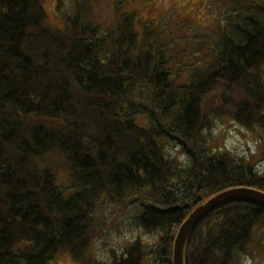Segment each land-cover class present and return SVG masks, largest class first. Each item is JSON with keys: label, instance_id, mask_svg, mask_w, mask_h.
I'll return each mask as SVG.
<instances>
[{"label": "trees", "instance_id": "obj_1", "mask_svg": "<svg viewBox=\"0 0 264 264\" xmlns=\"http://www.w3.org/2000/svg\"><path fill=\"white\" fill-rule=\"evenodd\" d=\"M216 1L212 43H195L186 66L151 20L119 11L127 0H115L112 27L79 9L60 17L50 11L60 0H0V264L62 252L148 264L140 239L110 262L84 255L105 201L137 202L135 221L157 233L156 264H173L195 206L231 187L264 191V170L209 144L215 118L264 134V0ZM263 227L264 205L226 201L193 228L183 262L236 264L262 249Z\"/></svg>", "mask_w": 264, "mask_h": 264}, {"label": "rangeland", "instance_id": "obj_2", "mask_svg": "<svg viewBox=\"0 0 264 264\" xmlns=\"http://www.w3.org/2000/svg\"><path fill=\"white\" fill-rule=\"evenodd\" d=\"M121 1V0H120ZM126 1V0H122ZM119 11H139L142 19L152 21L154 24L150 30L159 32V38L168 42L169 47L174 48L177 59L190 65L200 54L193 49L195 43L206 41L212 43L215 29L214 20L223 15V7L218 6L213 0H127ZM132 1H135L131 5ZM77 5L79 8H77ZM115 0H60L59 9H55V3L50 11L61 15L72 16L76 9L83 11L84 15L93 14L101 24L112 27L117 18V10L114 8ZM211 18V19H209ZM221 21H224L222 19ZM140 29V28H139ZM182 66V65H180ZM209 144L213 149L227 150L231 156L237 159H248L254 163L258 170H264V134L257 129H249L229 118H215L214 125L209 131ZM167 152L177 156L182 163H187L186 156L179 153V147L173 144L167 146ZM62 165H60V169ZM57 180L61 184H67L65 174H58ZM119 204L108 201L99 204L96 210L97 236L89 241L84 251L87 259L110 262L113 258L124 255L126 247L133 241L141 240L143 243L148 264H156L154 249L157 243L156 232H146L134 219L138 203L128 204L124 208ZM262 232V233H261ZM261 250L243 254L236 264H264V227L256 235ZM51 264H82L74 261L65 252L59 253Z\"/></svg>", "mask_w": 264, "mask_h": 264}, {"label": "water", "instance_id": "obj_3", "mask_svg": "<svg viewBox=\"0 0 264 264\" xmlns=\"http://www.w3.org/2000/svg\"><path fill=\"white\" fill-rule=\"evenodd\" d=\"M232 199H246L264 205V191L246 186L231 187L215 193L206 201L195 206L177 229L173 244V264H184L185 243L196 224L218 205Z\"/></svg>", "mask_w": 264, "mask_h": 264}, {"label": "bare ground", "instance_id": "obj_4", "mask_svg": "<svg viewBox=\"0 0 264 264\" xmlns=\"http://www.w3.org/2000/svg\"><path fill=\"white\" fill-rule=\"evenodd\" d=\"M207 216V215H206Z\"/></svg>", "mask_w": 264, "mask_h": 264}]
</instances>
